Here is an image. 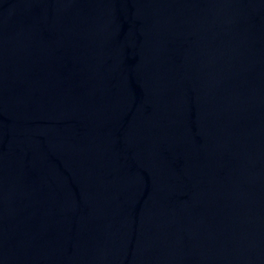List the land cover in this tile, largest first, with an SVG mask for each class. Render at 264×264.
Wrapping results in <instances>:
<instances>
[{
    "label": "water",
    "instance_id": "95a60500",
    "mask_svg": "<svg viewBox=\"0 0 264 264\" xmlns=\"http://www.w3.org/2000/svg\"><path fill=\"white\" fill-rule=\"evenodd\" d=\"M0 264H264V0H0Z\"/></svg>",
    "mask_w": 264,
    "mask_h": 264
}]
</instances>
